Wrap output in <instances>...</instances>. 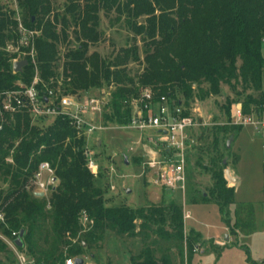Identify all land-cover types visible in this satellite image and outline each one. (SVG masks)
I'll list each match as a JSON object with an SVG mask.
<instances>
[{
	"label": "trees",
	"instance_id": "trees-1",
	"mask_svg": "<svg viewBox=\"0 0 264 264\" xmlns=\"http://www.w3.org/2000/svg\"><path fill=\"white\" fill-rule=\"evenodd\" d=\"M79 1L70 0L66 12L78 41L82 37L85 42L66 53L64 93L82 95L102 82H114L120 88L113 93L110 112L104 116L106 123L128 124L132 118L131 101L146 88L153 89L156 99L165 96L183 104L175 98L176 88L189 109L190 101L197 98L204 102L210 96H220L222 86L227 85L235 94L233 99L226 96L222 105L229 122L232 106L240 101L245 115L264 111V0H83L82 5ZM17 2L27 13L24 25L41 33L34 51L40 78L48 84L57 76V48L60 42H68L70 22L58 14L50 18V0ZM114 8L127 14L134 35H144L148 40L145 68L136 79L127 69L129 62L140 61L135 46L107 61L96 52L88 53L90 43L99 40L100 11ZM144 14L148 21L140 24L136 20ZM61 23L63 28L57 33ZM17 29L13 14L7 16L0 11V87L5 90L18 82L30 85L35 75L30 57L22 73L13 72L18 57L9 54L7 46L18 42ZM239 85L243 92H238ZM249 91L257 96L247 94ZM241 130L242 126L223 125L216 130L209 148L218 155L208 170L214 181L211 195L222 214L236 202L234 187H229L224 177L226 162L220 154L218 136L238 135ZM224 146L227 148L225 143ZM85 147L86 140L62 119L42 129L32 126L29 118H17L15 125L0 132V184L9 185L7 191L0 190V211L5 217L0 232L12 237L23 231V247L19 249L33 257L36 264H64L67 258L81 257L106 232L140 239L144 248L130 258L131 264H175L174 258H179L181 264H191L200 235L193 231L186 236L181 206L108 207L105 192L98 184L99 175H92L86 166ZM200 148L199 144L195 150L203 155ZM45 162L56 169L60 183L49 202L28 189L39 165ZM200 162L199 158L197 163L201 165ZM202 198L208 201L205 195ZM83 211L93 221L87 230L80 223ZM235 218L234 225L226 224L234 233L255 230L254 214L247 206H237ZM0 252H10L2 239Z\"/></svg>",
	"mask_w": 264,
	"mask_h": 264
},
{
	"label": "rangeland",
	"instance_id": "rangeland-1",
	"mask_svg": "<svg viewBox=\"0 0 264 264\" xmlns=\"http://www.w3.org/2000/svg\"><path fill=\"white\" fill-rule=\"evenodd\" d=\"M69 1L50 0L53 8L50 18L58 14L59 18L66 16V20L70 22V28L67 31L69 40L66 43L60 42L57 48L58 59L54 67L57 76L48 81L51 87L63 94H65L63 65L66 53L85 42L82 37L78 41L75 36L74 24L66 12ZM82 3L83 0H80L79 4L82 5ZM0 11L7 16L13 14L15 21L20 19L22 22L27 16V13L14 0H0ZM156 15H159V11H156ZM147 18L144 14L136 21L146 24ZM99 20L97 28L99 40L90 43L89 55L96 52L107 61L121 54L123 49L135 46L140 54V61L129 62L127 69L130 77L136 79L145 68L143 59L147 50V38L144 35H134L128 26L127 14L115 8L100 11ZM62 28L63 23L58 25L57 33ZM40 35L41 33L38 32L36 38ZM261 48L264 58V43ZM31 51V47L22 48L18 42H9L7 46L9 54L17 55L18 59L15 61H26ZM34 55V60L30 57L35 67L33 82L37 78L43 84L45 82L40 78L35 52ZM119 88L114 82L109 84L102 82L98 88H92L88 93L82 94L100 95L108 101L102 115V123L106 126V130L95 132L89 142V149L95 154L96 163L99 166L98 184L105 192L106 205L110 208L128 206L133 209L168 206L171 203L181 206L182 212H189L191 215V220H187L184 225L186 236H191L190 233L193 231L200 235L198 250L194 252L191 264H261L264 262V137L261 132H257L251 126H242L238 135L218 136L221 146L220 154L226 162L225 170H229L231 177L236 180L235 184L227 180L228 186L234 187L236 203L228 208L227 213L222 214L211 195L214 181L208 168L212 166L211 160L217 159L218 155L214 151L209 152V148L214 141L216 130L223 125L231 126L232 118L229 122L222 105L226 101V96L235 98L232 89L223 85L220 96H210L204 102L197 98L189 102V108L197 110L206 126L197 133L199 140L197 146L200 144L203 155L195 150L196 148L190 151L187 162V188L185 194H181L158 186L152 174L147 172L145 162L151 148L148 141L154 138L151 136L152 133L140 135L131 130L124 131L115 123H106L104 116L110 112L113 93ZM194 89H197L196 85ZM173 91L175 98L186 104L182 93H179L176 88H173ZM238 92H243L241 85L238 86ZM247 94L257 96L255 92L249 91ZM133 101L134 99L131 102ZM250 116L264 121V111ZM229 140H231L230 149L224 146V143L227 144ZM199 158L201 165L197 163ZM126 159L128 163L125 162ZM10 161L11 159H8L9 163ZM8 188V184H0V190L7 191ZM128 190L130 193H127ZM204 195H206L205 199H208L207 202H204L202 198ZM49 198L50 196L43 197L48 202ZM241 205L252 210L255 230L249 234L242 231L236 234L233 230H228L227 233L231 235L232 240L227 242L226 247L216 246L214 239L222 236L225 224L234 225L237 206ZM143 248L144 245L138 238L119 237L114 232H106L103 239L83 255L94 264H131L130 258L139 255ZM174 260L175 264H181L179 258ZM0 264H17L11 250L8 253L0 252Z\"/></svg>",
	"mask_w": 264,
	"mask_h": 264
},
{
	"label": "built area",
	"instance_id": "built-area-1",
	"mask_svg": "<svg viewBox=\"0 0 264 264\" xmlns=\"http://www.w3.org/2000/svg\"><path fill=\"white\" fill-rule=\"evenodd\" d=\"M17 23L18 43L22 48H32L29 56L34 60V45L38 32L27 28L20 19ZM107 104L108 101L103 96L66 95L56 91L47 83H40L37 78L27 86L18 82L11 90L0 87V132L15 125L17 118L22 120L29 118L32 126L42 129L51 126L57 120H67L76 134L86 140V166L92 175L97 176L99 166L96 163L95 154L89 149V142L95 132L106 130V126L102 123V115ZM132 106L130 122L120 128L140 135L152 133L149 135L154 138L148 141L151 148L145 162L147 172L152 174L158 186L173 193L185 194L188 183V157L190 151L198 145L197 133L206 126L202 117L196 109H188L168 97L161 96L156 99L151 89H144L140 97L134 99ZM230 113L232 126H251L257 132H261L264 137V121L245 115L241 103L233 105ZM38 168L28 189L34 195L43 194L46 198L56 191L60 183L56 169L49 162L40 164ZM80 215L83 229H89L93 221L84 211ZM190 219V214L185 212V223ZM4 222L5 217L0 211V223ZM18 236L16 232L12 237H7L0 232V239L14 254L17 264H36L33 257L20 250L15 244ZM76 259H82L83 264H94L84 255L67 258L64 264H74Z\"/></svg>",
	"mask_w": 264,
	"mask_h": 264
},
{
	"label": "water",
	"instance_id": "water-1",
	"mask_svg": "<svg viewBox=\"0 0 264 264\" xmlns=\"http://www.w3.org/2000/svg\"><path fill=\"white\" fill-rule=\"evenodd\" d=\"M28 64H29V62L27 60L26 61H16V62H14V64H13V72H15L16 74L22 73L23 72L22 70L24 68H26V66H28ZM230 145H231V140L227 141L226 146L228 147V149L231 148ZM125 162L128 163L127 159L125 160ZM224 177L227 180H230L231 182H233L234 184L236 183V180L231 177L229 170H225ZM127 193H130V190H128ZM35 196L39 197V198H43L44 197L43 194H36ZM24 235H25V233L23 231H21L19 237L15 240V244L17 245L18 248H22L23 247ZM74 264H83L82 263V259H76L74 261Z\"/></svg>",
	"mask_w": 264,
	"mask_h": 264
},
{
	"label": "crops",
	"instance_id": "crops-1",
	"mask_svg": "<svg viewBox=\"0 0 264 264\" xmlns=\"http://www.w3.org/2000/svg\"><path fill=\"white\" fill-rule=\"evenodd\" d=\"M99 145H100V141H99V143H98ZM189 213V212H188ZM190 214V213H189ZM191 216V215H190ZM191 220V219H190ZM228 230H230V228L225 224L224 225V228H223V232L224 233H221V237H219V238H215L214 239V243H215V245L216 246H220V247H226V245L228 244L227 242H229V241H231L232 240V237H231V235H229L228 233H227V231ZM211 239V238H210ZM197 250H198V248H197Z\"/></svg>",
	"mask_w": 264,
	"mask_h": 264
}]
</instances>
